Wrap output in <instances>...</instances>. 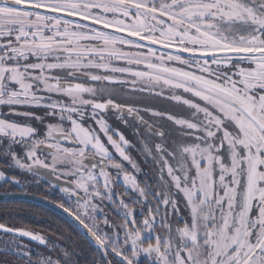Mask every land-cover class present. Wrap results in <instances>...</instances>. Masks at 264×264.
Wrapping results in <instances>:
<instances>
[{"label":"flooded vegetation","instance_id":"1","mask_svg":"<svg viewBox=\"0 0 264 264\" xmlns=\"http://www.w3.org/2000/svg\"><path fill=\"white\" fill-rule=\"evenodd\" d=\"M254 1L264 7L79 0L86 18L71 19L62 0H0V120L31 131L15 144L0 136V194L38 186L35 196L85 214L77 217L93 232H108L118 215L134 231L133 258L146 264L188 262L190 242L204 244L199 215H208L219 248L207 264H264V186L253 180L264 156V46L252 45ZM207 5L216 6L205 14ZM60 17L76 25L65 30ZM254 185L261 196L244 205Z\"/></svg>","mask_w":264,"mask_h":264},{"label":"trees","instance_id":"2","mask_svg":"<svg viewBox=\"0 0 264 264\" xmlns=\"http://www.w3.org/2000/svg\"><path fill=\"white\" fill-rule=\"evenodd\" d=\"M261 32L263 29L253 27L252 35L256 37ZM17 191V184L12 183L10 192ZM28 192L40 195L44 191L29 186ZM92 216L97 221L103 218L102 214ZM78 217L84 219L86 215ZM126 218L131 225L132 216ZM94 232L106 245L108 257L59 214L28 201L0 202V264H146L139 263L126 248V242L134 239V231L122 224L118 215L108 232Z\"/></svg>","mask_w":264,"mask_h":264},{"label":"rangeland","instance_id":"3","mask_svg":"<svg viewBox=\"0 0 264 264\" xmlns=\"http://www.w3.org/2000/svg\"><path fill=\"white\" fill-rule=\"evenodd\" d=\"M257 2V3H256ZM260 2L258 1H254V6H253V10L256 13H252V20L254 22L255 25H258V28L263 29L264 32V15L257 14L260 13L261 9L264 10V7L259 6ZM221 4V3H220ZM80 5H82L81 2H79V0H62V4L60 6L61 12L65 13V14H69L72 16H77V17H82V18H86V12H84L83 10H80ZM195 5V4H191ZM216 5L213 6H206V10H205V14H208L210 8L215 7ZM190 7V6H189ZM56 8V7H55ZM175 8V6H174ZM257 10V11H256ZM86 13V14H85ZM194 14H201L198 11H194ZM239 13H242L240 8H237V12L235 14V16H239ZM250 13V12H249ZM173 16H178L181 13H179L178 11H176L175 9L172 12ZM224 14V13H222ZM264 14V13H262ZM226 15V14H224ZM226 16H232V15H226ZM60 23L62 24V28L66 30V28H69L71 25H76L74 24L71 20H67V18L64 17H60ZM182 20H184V18H182ZM191 26V22L188 23ZM69 25V26H68ZM198 25L195 24V27L191 28H197ZM209 28V27H208ZM65 30H62V32L60 33V37H65ZM262 33V32H261ZM258 34L256 35V37L252 38V45L253 46H264V38L262 34ZM84 45V44H83ZM72 48L74 49H82V45H77L73 46ZM48 67V66H47ZM48 69V68H46ZM164 80V79H163ZM0 90L2 91V89L0 88ZM262 106V104L260 105V107ZM239 127L242 129V133H244L245 131L251 132V127L247 126V124L239 119L236 120ZM252 132H253V144H255V130L252 128ZM31 135V131L29 129L23 128L21 127L19 124L14 123V122H5V121H1L0 120V136H7V139L9 141L17 142V141H21V140H28L30 138ZM83 143L86 144V141L83 139ZM262 160H258V164L256 165L255 161H256V157H254L253 161L254 164L259 168V172L254 170L253 171V175L254 176V184L256 185L257 183H263L264 186V156H262ZM254 185V189H253V196H251L250 194H246V199L244 201V205H247L248 200L250 198H256L259 200L260 196H261V190L257 189ZM207 186V184L205 185V187ZM251 199V200H252ZM81 215H85V214H81ZM199 218L201 219V224L204 225L202 232L200 233V237H203L204 239V244L201 247L196 246V243H192L190 242V244L192 245V247L189 249V254L185 257H188V262L186 261V259L184 258L183 261H181L179 258L176 260L177 264H189V262H194V264H197V261L200 264H207L205 261L206 260H212V256L218 251V246L216 245V243L213 241V231L211 229V227L209 225H211L212 223V217H209L208 215H203L200 214ZM124 248V247H123ZM127 249H131L133 248V245L127 246ZM194 250V252H192V255H190L191 251ZM198 251V252H197ZM199 251L201 253H199ZM229 251V250H227ZM251 251V248H248L245 252H249ZM196 252V253H195ZM207 254L209 256V258H207ZM194 255V256H193ZM135 258L138 257V255L134 256ZM157 263V262H156ZM211 264H214L212 261L210 262ZM209 263V264H210Z\"/></svg>","mask_w":264,"mask_h":264},{"label":"water","instance_id":"4","mask_svg":"<svg viewBox=\"0 0 264 264\" xmlns=\"http://www.w3.org/2000/svg\"><path fill=\"white\" fill-rule=\"evenodd\" d=\"M5 3L12 4V5L15 4L9 1H5ZM44 11L49 12L46 10ZM65 16L71 19H78L77 17L71 16L68 14H65ZM81 21H84V20L82 19ZM101 109L106 110V111H111L114 113H118V114H124V115L130 114L126 109L119 108V107L103 106V108ZM10 201H28V202L46 207L50 209L51 211L59 214L60 216L65 218L70 224H72L80 233H82L84 237H86L88 241L92 243L94 247L100 250L104 256H107L105 244L96 236V234L87 225H85L76 215H74L69 210L45 198H41V197L31 195V194H23V193L0 194V202H10Z\"/></svg>","mask_w":264,"mask_h":264}]
</instances>
